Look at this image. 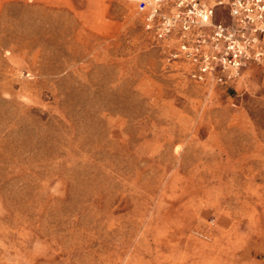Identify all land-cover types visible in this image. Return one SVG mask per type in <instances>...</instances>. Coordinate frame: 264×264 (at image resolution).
Listing matches in <instances>:
<instances>
[{
  "label": "rangeland",
  "instance_id": "rangeland-1",
  "mask_svg": "<svg viewBox=\"0 0 264 264\" xmlns=\"http://www.w3.org/2000/svg\"><path fill=\"white\" fill-rule=\"evenodd\" d=\"M145 1L0 0V264H264V58L195 82Z\"/></svg>",
  "mask_w": 264,
  "mask_h": 264
},
{
  "label": "built area",
  "instance_id": "built-area-1",
  "mask_svg": "<svg viewBox=\"0 0 264 264\" xmlns=\"http://www.w3.org/2000/svg\"><path fill=\"white\" fill-rule=\"evenodd\" d=\"M221 7L228 21L216 20ZM143 26L157 41L174 42L167 60L186 66L198 83H232L264 58V0H146Z\"/></svg>",
  "mask_w": 264,
  "mask_h": 264
}]
</instances>
